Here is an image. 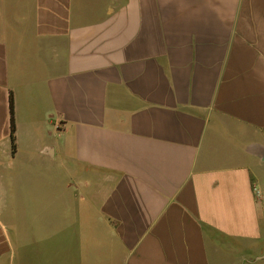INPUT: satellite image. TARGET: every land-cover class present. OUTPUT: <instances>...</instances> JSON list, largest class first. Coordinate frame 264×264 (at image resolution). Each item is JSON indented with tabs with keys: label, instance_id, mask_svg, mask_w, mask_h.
Segmentation results:
<instances>
[{
	"label": "crops",
	"instance_id": "1",
	"mask_svg": "<svg viewBox=\"0 0 264 264\" xmlns=\"http://www.w3.org/2000/svg\"><path fill=\"white\" fill-rule=\"evenodd\" d=\"M0 264H264V0H0Z\"/></svg>",
	"mask_w": 264,
	"mask_h": 264
},
{
	"label": "trees",
	"instance_id": "2",
	"mask_svg": "<svg viewBox=\"0 0 264 264\" xmlns=\"http://www.w3.org/2000/svg\"><path fill=\"white\" fill-rule=\"evenodd\" d=\"M10 116H11V139L13 144V151H16V143H15V132H16V122H15V105H14V97L10 95Z\"/></svg>",
	"mask_w": 264,
	"mask_h": 264
},
{
	"label": "built area",
	"instance_id": "3",
	"mask_svg": "<svg viewBox=\"0 0 264 264\" xmlns=\"http://www.w3.org/2000/svg\"><path fill=\"white\" fill-rule=\"evenodd\" d=\"M257 194H258L257 196H259V197H260V193H257ZM259 197H258V198H259Z\"/></svg>",
	"mask_w": 264,
	"mask_h": 264
}]
</instances>
